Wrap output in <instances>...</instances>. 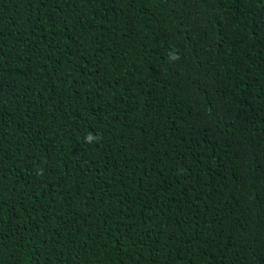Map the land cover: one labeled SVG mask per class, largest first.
Here are the masks:
<instances>
[{"label": "trees", "instance_id": "16d2710c", "mask_svg": "<svg viewBox=\"0 0 264 264\" xmlns=\"http://www.w3.org/2000/svg\"><path fill=\"white\" fill-rule=\"evenodd\" d=\"M0 264H264V0H0Z\"/></svg>", "mask_w": 264, "mask_h": 264}, {"label": "clouds", "instance_id": "9594fccd", "mask_svg": "<svg viewBox=\"0 0 264 264\" xmlns=\"http://www.w3.org/2000/svg\"><path fill=\"white\" fill-rule=\"evenodd\" d=\"M169 59H170L171 61H175V60H179L180 57H179V55H178L177 52H175V51H171L170 54H169ZM94 141L98 142V137L95 136V135H93V134H91V133H89V134L85 137V142H86V143H92V142H94Z\"/></svg>", "mask_w": 264, "mask_h": 264}]
</instances>
